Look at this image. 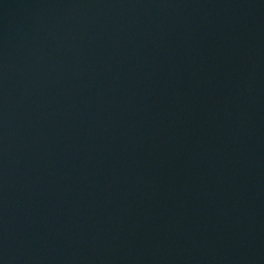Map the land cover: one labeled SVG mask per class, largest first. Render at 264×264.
I'll return each instance as SVG.
<instances>
[{
	"label": "water",
	"instance_id": "water-1",
	"mask_svg": "<svg viewBox=\"0 0 264 264\" xmlns=\"http://www.w3.org/2000/svg\"><path fill=\"white\" fill-rule=\"evenodd\" d=\"M0 264H264V0H0Z\"/></svg>",
	"mask_w": 264,
	"mask_h": 264
}]
</instances>
